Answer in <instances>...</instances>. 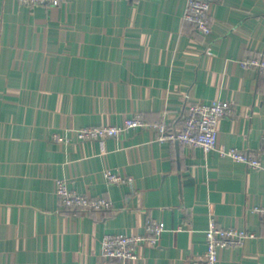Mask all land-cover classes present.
Masks as SVG:
<instances>
[{"label":"crops","instance_id":"crops-1","mask_svg":"<svg viewBox=\"0 0 264 264\" xmlns=\"http://www.w3.org/2000/svg\"><path fill=\"white\" fill-rule=\"evenodd\" d=\"M211 2L203 35L184 18L187 0H0V264H94L106 234L143 235L150 221L165 230L135 264H193L211 216L256 235L220 248L217 264H264V218L251 209L264 207V75L241 65L264 58V0ZM214 99L234 108L219 146L260 153L261 168L151 128L77 135L135 114L178 131L190 104ZM106 170L133 184L107 182ZM58 178L111 207L61 211Z\"/></svg>","mask_w":264,"mask_h":264},{"label":"built area","instance_id":"built-area-1","mask_svg":"<svg viewBox=\"0 0 264 264\" xmlns=\"http://www.w3.org/2000/svg\"><path fill=\"white\" fill-rule=\"evenodd\" d=\"M20 2L33 7L40 4L60 5L64 0H20ZM211 4V0H187L184 18L193 23L196 30L203 35L210 34L212 29ZM241 65L246 69L254 68L264 75L263 57L244 58L241 60ZM233 113L234 108L230 100L214 99L190 104L187 107L185 122L178 131L169 130L166 122L149 123L140 114H135L127 118L123 124L83 126L77 130V135L81 141L102 140L117 138L124 131L151 128L156 132V138L160 142H178L185 146L199 147L205 154L215 151L221 156L243 162L249 168L259 169L262 167L260 153L219 146V122ZM56 137L60 139L59 136ZM105 177L109 183L133 184V178L124 177L112 170H106ZM56 196L61 211L73 209L101 211L112 205V201L106 197L92 198L77 191L67 179L63 178L56 180ZM251 209L264 218V207L253 206ZM164 230L165 227L159 222L150 221L146 224V233L143 235L106 234L101 241V254L94 264H135L138 248L144 243L156 245ZM205 233L206 252L201 259H194L193 264H217L220 248L243 245L248 239L256 237L254 232L244 228L220 225L214 216L209 218Z\"/></svg>","mask_w":264,"mask_h":264}]
</instances>
